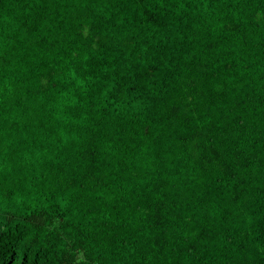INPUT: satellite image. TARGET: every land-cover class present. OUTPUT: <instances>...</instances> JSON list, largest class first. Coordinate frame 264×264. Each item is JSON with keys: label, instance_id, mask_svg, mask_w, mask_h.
I'll use <instances>...</instances> for the list:
<instances>
[{"label": "trees", "instance_id": "16d2710c", "mask_svg": "<svg viewBox=\"0 0 264 264\" xmlns=\"http://www.w3.org/2000/svg\"><path fill=\"white\" fill-rule=\"evenodd\" d=\"M0 264H264V0H0Z\"/></svg>", "mask_w": 264, "mask_h": 264}]
</instances>
